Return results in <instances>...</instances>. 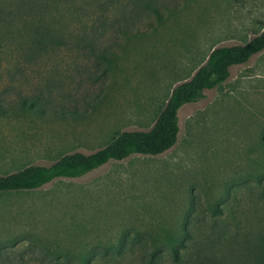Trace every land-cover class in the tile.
<instances>
[{"label": "rangeland", "instance_id": "1", "mask_svg": "<svg viewBox=\"0 0 264 264\" xmlns=\"http://www.w3.org/2000/svg\"><path fill=\"white\" fill-rule=\"evenodd\" d=\"M176 1L177 11L140 38L107 33L104 45L115 54L109 65L62 55L58 66L33 67L27 82L1 83L9 95L0 116V176L150 130L172 90L212 49L245 44L264 30V0ZM229 71L221 86L178 111L177 142L167 152L0 195V264H41L49 259L36 252L47 244L79 253L127 230L172 231L201 211L234 212L241 224L229 223V232L264 231V51ZM19 91L41 116L20 110ZM70 260L77 263V254ZM95 262L103 264L100 256Z\"/></svg>", "mask_w": 264, "mask_h": 264}, {"label": "trees", "instance_id": "2", "mask_svg": "<svg viewBox=\"0 0 264 264\" xmlns=\"http://www.w3.org/2000/svg\"><path fill=\"white\" fill-rule=\"evenodd\" d=\"M176 2L0 0V84L27 82L30 70L58 66L62 55L73 61L93 59L95 64L109 65L115 54L104 45L107 33L114 30L124 41L140 38L154 28L155 21L161 23L166 13L176 12ZM263 51L264 30L245 44L212 49L193 77L172 90L150 130L119 133L90 155L72 153L49 167L29 166L0 176V195L36 191L55 180L79 179L109 162L167 152L177 142L178 111L202 100L205 91L221 86L230 77V68L245 65ZM38 78L50 81L41 74ZM7 95L0 93V116L6 115L3 103ZM15 97L21 111L43 114L42 108L20 91ZM255 217L262 222L261 217ZM229 223L237 226L241 221L234 212L226 217L223 211H201L181 217L172 231L127 230L108 246L102 247L99 240L92 249L91 245L77 253L47 244L36 253L49 259L41 264H73L70 256L75 254L78 261L74 264H96V256L103 264H264V231L249 227L242 233L229 232ZM146 241H151V246Z\"/></svg>", "mask_w": 264, "mask_h": 264}]
</instances>
